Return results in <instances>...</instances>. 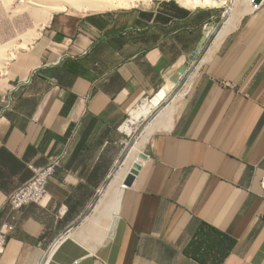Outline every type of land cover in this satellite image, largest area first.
<instances>
[{"label": "crops", "instance_id": "0c3cea01", "mask_svg": "<svg viewBox=\"0 0 264 264\" xmlns=\"http://www.w3.org/2000/svg\"><path fill=\"white\" fill-rule=\"evenodd\" d=\"M199 48L190 86L160 115L117 211L91 210L130 110ZM16 82L0 117V227L29 166L77 134L43 203L16 215L0 264H264V0L220 20L176 0L55 15L0 91Z\"/></svg>", "mask_w": 264, "mask_h": 264}, {"label": "bare ground", "instance_id": "6f19581e", "mask_svg": "<svg viewBox=\"0 0 264 264\" xmlns=\"http://www.w3.org/2000/svg\"><path fill=\"white\" fill-rule=\"evenodd\" d=\"M136 1L139 2V0H0V17L4 16V17H7L9 20V19H13V17H15L17 15L21 16L23 14H26V15H29L31 17V19L33 20V23H32L33 28L32 29H27V30L25 29L24 32H22L19 29L15 30L13 32H10L11 31L10 30L9 32L2 34L3 37L9 38V40H8L9 42L6 45H4V44L0 45V54H2V52H4V51L7 53L5 61L3 62L4 66L0 67V72L5 71L4 67H5L7 61L11 60L14 57V53L18 49L26 47V45L33 42V40L37 39L41 35L40 31L49 24V22L52 18V15L54 13L63 12L65 10H67V8H71L72 10H74L76 12H80V13L88 12V11L89 12L90 11H92V12H105V11H109V10L111 11L113 9L116 10V9H120V8H128ZM142 1H145V0H142ZM176 1L179 2L181 5H183L187 8H190V9L217 8V7H222L223 5L224 6L227 5L228 9L225 11V13H228L230 11L229 6L231 5L230 4L231 0H176ZM12 22H14V21H12ZM207 32H205V33L207 34ZM20 37H23V38L25 37L28 40L25 41L24 43H22L21 45L14 44L16 39L20 38ZM216 47H217V45H216ZM190 74H191V68H186L185 65H183V64L179 65L178 69L172 74V76H170L165 81V84L155 94L153 99H151L149 102L143 104L141 110L135 112L134 119H130V120L126 121L123 124V126L121 127V130L124 129V130H127L129 132L132 131V126L136 123V119L140 115L148 116L149 114H151L153 112V110L160 107L162 102H164L165 100H168L170 93H172V91H174L173 88L178 85L181 78L185 77V76H186V78H188V77H190ZM174 98H177V96L175 95ZM166 113L168 114V112H166ZM163 118H165V117H163ZM154 126H156V124L155 125L154 124H152V125L147 124L146 126H144V128L141 131V134L143 135L142 140L140 142H137V140H135L132 145H130V144H128L129 146L127 145V147L125 148V151H124V157H123L122 164L119 165V163H117V170L115 171V174H114V177L116 179H119L123 174L127 175L128 173H130L131 170L133 169L134 165H136V164L142 165L143 164V162L145 160L140 159V154L143 153L140 149V146H142L148 140V137L151 134V132L153 131ZM112 183H118V182L114 181V179H113ZM113 185L114 184H111L110 187H113ZM124 188H125V186L123 185V182H122L119 185V189H115V191L112 190V192L109 190V192L112 194H110L111 197L109 196V200H108L109 204H107L105 206V207H107L106 210H108V212L115 213L117 211L122 192L124 191L123 190ZM108 189H107V191H108ZM105 194H106V192H105ZM101 205L99 207H101ZM101 212H102V210H101ZM103 212L105 213L106 211L104 210ZM98 217H100L99 214H98ZM109 221H110V219H109Z\"/></svg>", "mask_w": 264, "mask_h": 264}, {"label": "rangeland", "instance_id": "374dc122", "mask_svg": "<svg viewBox=\"0 0 264 264\" xmlns=\"http://www.w3.org/2000/svg\"><path fill=\"white\" fill-rule=\"evenodd\" d=\"M156 1H161V0H149V1L148 0H145V1L139 0V2L138 1L134 2L133 3L134 5L132 4L128 8H120V9H116V10L113 9L111 11L109 10V11H105V12H115V11H119V10H126V9L138 8V7L146 6V5H148V4L152 3V2H156ZM252 1L253 0H231V3H230L231 5L229 6L230 11L228 12V14L225 13V11L228 9V6L227 5H225V6L223 5L222 7H217V8H208V9H211L212 11H215L217 13L218 20H220L221 17L227 18V17L233 15L234 13H241V12L245 11V9L250 4L254 5ZM75 12L76 11L72 10L71 8H67V11L65 10V12L63 11V12H60V13H54L52 15V18L55 15H60V14H67V15H74V16H77V17H81V16H84V15L92 14V13H103V12H92V11H90V12L88 11V12H85V13H83V12L82 13H75ZM0 18H1L0 19V43H1L0 45H3V44L6 45L9 42L8 41L9 40L8 37H3L2 36L3 33H7L10 30H11L10 32H13V31H15L17 29H19L22 32H24L25 29L27 30V29H32L33 28L32 27L33 20L31 19V17L29 15H26V14H23L21 16L20 15L19 16L17 15L15 17H13V19H9V20H8L7 17H4V16L3 17L1 16ZM52 18H51V20H52ZM12 21H14V22H12ZM214 26H216V25H214ZM214 26H212V27H214ZM45 28L46 27H44L40 31L41 32L40 34L43 33V31H44ZM210 29H211V27H209L208 32H210ZM37 39L33 40V42H31L28 45H26V47L18 49L17 50L18 52L16 51L17 53L16 52L14 53V57L11 60L7 61L6 65L4 67V70L5 71H3V72L1 71L0 72V77L1 76H4L7 73L9 67L12 65V62L15 60V58L19 54H21L22 52L26 51ZM27 40L28 39L25 38V37L24 38L23 37H20V38H17L16 39V41L14 42V44L21 45L22 43H24ZM200 55L201 54H197L191 60L189 58H186L181 63V64L185 65L186 68H191L190 77L186 78V76H185V77H182L181 78V80L179 81L178 85L173 88L174 91H172V93H170V95L168 97V100H165L164 102H162V104L160 105V107H158L157 109L153 110V112L151 114H149L148 116L140 115L136 119V123L132 126V131L129 132V131L124 130V129L121 130V131L119 130V133H118V143H119L118 145H119V149H118V157H117V159H118L117 161L118 162L116 161L117 163H119V165L122 164L123 157H124V151H125V148L127 147V145L128 144L132 145L135 140H137V142H140L142 140V138H143L142 136L143 135L141 134V131L144 128V126H146L147 124H151V125L152 124H154V125L156 124V126H157V122L159 121L160 115L164 111H166L168 108H170V107L172 108L178 102V100L183 96V94L185 93V91L187 90V88L191 84V81H192V78L194 76L195 71L197 70V68L199 67V65L201 63L202 57ZM6 56H7V53L5 51L2 52V54H0V67H3L4 66L3 62L5 61ZM177 69H178V66L174 67L167 74V76L165 78V81L170 76H172V74ZM164 84H165V82H163L162 86ZM155 94L152 95V96H150V97L144 98L142 101H140V103H138L136 106H134L130 110L129 114L127 115L124 123L126 121L130 120V119H134L135 112L140 111L141 108H142V106H143V104H145V103L149 102L151 99H153V97L155 96ZM173 95L174 96L176 95L177 98H174ZM156 126H154L153 131L155 130ZM153 131L151 132V134L153 133ZM151 134L149 135L148 140L142 146H140L141 151L143 153H145L146 155L148 154L147 153L148 142H149V139H150ZM116 170H117V164L115 163V165H114L113 169L111 170L108 178L104 182L103 187L97 193V195H96V197H95V199L93 201V205H92L91 210L92 209H94V210L107 209V207H105V206L107 204H109V201H108L109 200V196L111 197L110 194H112V193L109 192V190L112 192V190L115 191V189H119V185L123 182V180H124V178L126 176V174H123L119 179H116L114 177V174H115V171ZM113 179H114V181H116L118 183H112L113 182ZM111 184H114L115 186L113 185V187H110ZM107 189H108V191H107ZM105 192H106L107 195L105 194ZM100 205H101L102 208L99 207Z\"/></svg>", "mask_w": 264, "mask_h": 264}, {"label": "built area", "instance_id": "2783aa9c", "mask_svg": "<svg viewBox=\"0 0 264 264\" xmlns=\"http://www.w3.org/2000/svg\"><path fill=\"white\" fill-rule=\"evenodd\" d=\"M253 9H257L259 4L252 5ZM20 82H16L5 92L0 91V117L13 110L14 94L19 90ZM77 134V128H74L71 137L68 139L64 148L56 155L51 156L43 167L29 166L32 171V177L13 191L7 198L6 204L10 210V219L12 222L4 223L0 227V257L3 255L8 241V235L14 230V221L16 215L20 213L23 207L29 204L41 205L47 195V185L53 177L56 169L60 167L62 162L68 155V149L71 139ZM261 197L264 199V174L260 179ZM65 209L61 206L58 209V215H63Z\"/></svg>", "mask_w": 264, "mask_h": 264}, {"label": "water", "instance_id": "95a60500", "mask_svg": "<svg viewBox=\"0 0 264 264\" xmlns=\"http://www.w3.org/2000/svg\"><path fill=\"white\" fill-rule=\"evenodd\" d=\"M262 1L263 0H253L252 2H253V4H260ZM198 52H200V48L198 50H196L195 53H193V55L191 57H189V59L190 60L193 59L197 55ZM199 54H201V53H199ZM147 157L148 156L145 153L140 154V159H142V160H146ZM140 167H141V165H139V164L134 165L131 172L125 176L124 181H123V185L125 187H130L133 184L135 176L137 175L138 171L140 170Z\"/></svg>", "mask_w": 264, "mask_h": 264}]
</instances>
